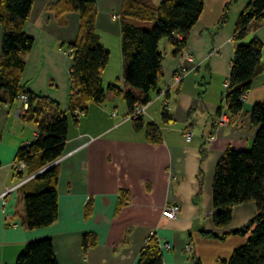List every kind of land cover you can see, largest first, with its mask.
Segmentation results:
<instances>
[{
	"label": "crops",
	"instance_id": "1",
	"mask_svg": "<svg viewBox=\"0 0 264 264\" xmlns=\"http://www.w3.org/2000/svg\"><path fill=\"white\" fill-rule=\"evenodd\" d=\"M58 1L34 0L24 28L35 44L24 54L22 84L59 103L58 109L49 106L48 117L43 102L38 104L43 120L58 110L68 111L72 57L67 44L77 36L80 26L78 12L57 15L51 9ZM96 1L97 32L111 58L114 42L121 39L123 0ZM145 2L152 5V0ZM248 3L204 0L203 13L190 31L184 51L175 55L167 39L169 44L161 50L164 60L159 91L151 94L142 129H136L133 119H124L130 108L123 96L110 95L103 103H87L77 123L67 112L68 140L64 157L57 164L59 217L50 226L29 229L26 224L24 194L38 188L40 182L27 181L1 197L22 181L16 168L17 152L33 142L39 132L28 110L18 113L21 102L11 101L5 91H0V98L5 99L0 104V264H15L29 242L46 237L53 240L59 264H137L148 236L154 232L160 242L172 246L162 251L163 264H217L232 256L246 236L230 232L247 225L258 207L254 201L236 205L231 223L219 227L214 221L213 184L217 164L228 148L252 147L258 127L251 112L255 104L264 101L263 53L243 110L230 116L224 102V84L237 45L236 24ZM4 32L0 25V59ZM255 37L264 42V19L254 21L241 42ZM116 54H120L119 64L111 66L109 60L103 81L105 86L118 83L123 88L122 47H117ZM184 70V79L173 85L175 74ZM169 85L170 90L160 95ZM166 98L173 117L170 122L163 121ZM222 113L229 116L226 124H219ZM153 122L160 126V143L147 139L146 127ZM187 131L192 133L190 140ZM173 202L181 207L179 216L165 218L163 209ZM87 233L95 243L85 249Z\"/></svg>",
	"mask_w": 264,
	"mask_h": 264
},
{
	"label": "trees",
	"instance_id": "2",
	"mask_svg": "<svg viewBox=\"0 0 264 264\" xmlns=\"http://www.w3.org/2000/svg\"><path fill=\"white\" fill-rule=\"evenodd\" d=\"M33 3L34 0H0V25L5 28L0 59V91H5L14 102L26 92L30 118L38 125V136L19 148L16 160L17 163L24 162L27 167L26 172H18L21 179L37 173L30 181L35 180L40 185L25 192L24 203L27 227L39 229L52 225L59 217V171L58 165L53 163L63 155L68 140L67 112L77 123L79 116L86 112L87 103H103L110 95L123 96L130 110L137 103L147 105L152 99V92L159 91L163 75L161 40L168 39L174 47V54H181L187 46L190 31L203 13L204 0H162L158 6L143 0H123L120 12L121 47L125 62L123 88L118 83L105 86L103 81V72L111 54L101 43L97 32V1L59 0L53 4L51 9L57 15L78 12L80 26L77 36L67 44L72 57L68 111L58 110L47 120L42 119L38 104L45 102L58 109L59 103L22 84L26 66L24 54L31 51L35 44V39L24 30ZM227 9L223 21L227 18ZM262 19L264 0H249L236 24L234 39L237 45L228 78L229 86L224 93L230 116H237L243 110V96L251 90L262 62V40L255 37L248 43L241 42L247 37L250 25ZM140 22H152L153 26L147 28ZM4 101L0 98V104ZM251 114L253 123L258 127L252 147L228 148L217 164L213 184L214 221L219 227L228 226L233 218V208L249 201L256 202L258 212L247 225L230 232L246 236V240L229 259H221L217 264H264V101L255 104ZM172 119L165 107L163 121L170 122ZM133 120L137 130L144 127L143 117ZM146 136L153 143H160L163 139L160 126L154 122L147 125ZM203 232L219 237L215 232ZM93 243L95 238L92 234H85L84 248L88 249ZM15 264H59L53 240L46 237L29 242ZM137 264H163V252L155 232L148 236Z\"/></svg>",
	"mask_w": 264,
	"mask_h": 264
},
{
	"label": "built area",
	"instance_id": "3",
	"mask_svg": "<svg viewBox=\"0 0 264 264\" xmlns=\"http://www.w3.org/2000/svg\"><path fill=\"white\" fill-rule=\"evenodd\" d=\"M70 50L68 51V54L70 55ZM187 74V71L184 70L182 73H177L175 74L174 76V79H173V85H177L179 84L185 77V75ZM225 89L228 88L229 86V80H227L225 82ZM171 86L169 85L166 89L162 90L160 92V95H165L169 90H170ZM247 94L246 93L244 96H243V100L246 99L247 97ZM18 100L21 102V107L18 109V113L19 114H23L25 113V111H27L29 109V105H30V102H29V96L26 92H23L19 95L18 97ZM146 106L147 105H144V104H141V103H137L135 104V106L133 107V109H131L128 114L125 116L124 119H139L141 117L144 116V114L146 113ZM165 106L169 109V102H168V99L166 98L165 99ZM113 115H116V112L113 113ZM229 122V116L228 114H225V113H222L220 116H219V124H226ZM38 136V135H37ZM191 136H192V133L190 131H187L186 132V138L187 140H190L191 139ZM64 157V155H62L60 158H58L53 164H58L62 158ZM26 167V164L24 162H21V163H17V170L18 171H24ZM43 171V170H42ZM37 175V173H34L28 177H25L22 179V181L14 188H9L7 191H5L3 194H2V198H4L8 193H10L12 190H14L15 188H17L18 186L22 185V184H25L27 181H30L31 179H33L35 176ZM181 210V207L178 203H168L165 205L164 209H163V212H162V215L165 217V218H169V219H175L179 216V212ZM159 244H160V248L161 250L163 251L164 249H171V244L169 242H160L159 241ZM188 250H191V246L189 245L188 246Z\"/></svg>",
	"mask_w": 264,
	"mask_h": 264
},
{
	"label": "rangeland",
	"instance_id": "4",
	"mask_svg": "<svg viewBox=\"0 0 264 264\" xmlns=\"http://www.w3.org/2000/svg\"><path fill=\"white\" fill-rule=\"evenodd\" d=\"M144 1H146V0H144ZM152 5H157L158 3H159V0H152ZM140 25H143L144 27H147V28H151L152 26H153V23L152 22H140L139 23ZM115 44V46H114V49H113V54H112V57L110 58L111 59V66H114V65H117V64H119V60H118V58L120 59V54H118V56L119 57H117V54H116V49H117V47L119 46L120 47V49H121V39H119V41H118V43L117 42H114ZM166 44H169L168 43V41H167V39H163L162 40V42H161V44H160V49L162 50V51H164V48H165V46H166ZM68 53V52H67ZM116 67V66H115ZM43 104V106H44V113H45V115L48 117V116H50L49 115V113H47L46 111L47 110H49V105H47V103H45V102H43L42 103ZM43 113V114H44ZM245 203H247V202H245Z\"/></svg>",
	"mask_w": 264,
	"mask_h": 264
}]
</instances>
